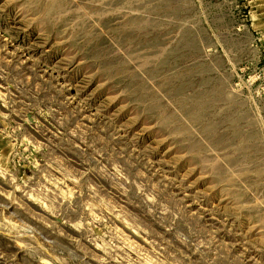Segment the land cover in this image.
<instances>
[{
    "label": "rangeland",
    "instance_id": "374dc122",
    "mask_svg": "<svg viewBox=\"0 0 264 264\" xmlns=\"http://www.w3.org/2000/svg\"><path fill=\"white\" fill-rule=\"evenodd\" d=\"M257 19L0 0V264H264Z\"/></svg>",
    "mask_w": 264,
    "mask_h": 264
},
{
    "label": "crops",
    "instance_id": "0c3cea01",
    "mask_svg": "<svg viewBox=\"0 0 264 264\" xmlns=\"http://www.w3.org/2000/svg\"><path fill=\"white\" fill-rule=\"evenodd\" d=\"M255 16H258V19H259V16H261V15H255ZM262 16H263V15H262ZM258 19H257L258 22H256V24H254V25H256V26H258V27L261 26V25L263 26V25H264V21H263V20H258ZM254 27H255V26H254ZM258 29H259V28H258Z\"/></svg>",
    "mask_w": 264,
    "mask_h": 264
}]
</instances>
